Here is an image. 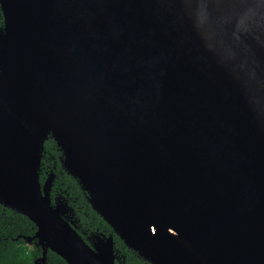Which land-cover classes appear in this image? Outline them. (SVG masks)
I'll return each instance as SVG.
<instances>
[{
    "label": "water",
    "instance_id": "95a60500",
    "mask_svg": "<svg viewBox=\"0 0 264 264\" xmlns=\"http://www.w3.org/2000/svg\"><path fill=\"white\" fill-rule=\"evenodd\" d=\"M0 205L67 264H264V0H0ZM112 229L85 240L47 141Z\"/></svg>",
    "mask_w": 264,
    "mask_h": 264
},
{
    "label": "trees",
    "instance_id": "16d2710c",
    "mask_svg": "<svg viewBox=\"0 0 264 264\" xmlns=\"http://www.w3.org/2000/svg\"><path fill=\"white\" fill-rule=\"evenodd\" d=\"M3 26V16L0 11V27ZM61 152L55 142L49 140L44 145L41 160L40 180L43 183L53 173L55 175L51 198L65 199L73 209L71 220L75 223L77 231L85 240L95 237H109L113 235L112 229L88 204L85 194L77 182L62 169L60 163ZM36 227L26 217L17 215L0 205V264H34L36 258L42 255L41 250L34 247L31 250L17 237H32ZM115 250L118 256L125 258V264H148L142 261L136 253L129 250L115 235ZM48 264H67L62 258L48 252Z\"/></svg>",
    "mask_w": 264,
    "mask_h": 264
},
{
    "label": "flooded vegetation",
    "instance_id": "af4514ba",
    "mask_svg": "<svg viewBox=\"0 0 264 264\" xmlns=\"http://www.w3.org/2000/svg\"><path fill=\"white\" fill-rule=\"evenodd\" d=\"M28 246V245H27ZM31 250H34V247H37L39 250H41L37 245H36V243L35 242H33L31 245H29L28 246ZM42 252V251H41ZM39 258V257H38ZM38 258H36V259H38ZM35 259V260H36Z\"/></svg>",
    "mask_w": 264,
    "mask_h": 264
}]
</instances>
